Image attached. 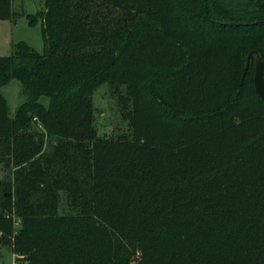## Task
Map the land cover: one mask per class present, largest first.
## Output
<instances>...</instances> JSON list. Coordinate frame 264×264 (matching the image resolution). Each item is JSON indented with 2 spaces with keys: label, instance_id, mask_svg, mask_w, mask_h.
Wrapping results in <instances>:
<instances>
[{
  "label": "trees",
  "instance_id": "trees-1",
  "mask_svg": "<svg viewBox=\"0 0 264 264\" xmlns=\"http://www.w3.org/2000/svg\"><path fill=\"white\" fill-rule=\"evenodd\" d=\"M23 14L44 50L0 56V88L16 79L24 96L10 116L0 91L14 264H264L253 56L244 71L254 50L264 76V0H43L34 14L0 0V20ZM103 84L129 135L94 127Z\"/></svg>",
  "mask_w": 264,
  "mask_h": 264
},
{
  "label": "rangeland",
  "instance_id": "rangeland-1",
  "mask_svg": "<svg viewBox=\"0 0 264 264\" xmlns=\"http://www.w3.org/2000/svg\"><path fill=\"white\" fill-rule=\"evenodd\" d=\"M43 0H12V9L14 11L34 14L42 8ZM25 41L42 53L43 40L40 31V21L34 25L28 24L26 14L17 17L15 23L11 20H0V56L10 55L12 52V43ZM8 105V113L13 116L17 107L24 101V96L21 94V84L18 80L12 79L7 84L0 88ZM42 103L48 104V99L43 97ZM92 106L94 115V127L98 134L104 137L117 136L119 134H130L129 121L121 116L120 108L117 104L116 95H114L108 84L99 86L92 94ZM53 140H47L45 148L50 149ZM0 165V175L2 174ZM61 207H66L64 196L60 198ZM63 210L61 209L60 212ZM14 226L18 223L14 221ZM139 252H136L138 255ZM15 254L10 246L0 244V264H14Z\"/></svg>",
  "mask_w": 264,
  "mask_h": 264
},
{
  "label": "water",
  "instance_id": "water-1",
  "mask_svg": "<svg viewBox=\"0 0 264 264\" xmlns=\"http://www.w3.org/2000/svg\"><path fill=\"white\" fill-rule=\"evenodd\" d=\"M254 57V75L253 83L256 93L264 100V76L262 70V62L260 56L254 51L250 50L245 59V69L246 71L248 63L251 57ZM9 193H6L5 196H8Z\"/></svg>",
  "mask_w": 264,
  "mask_h": 264
}]
</instances>
